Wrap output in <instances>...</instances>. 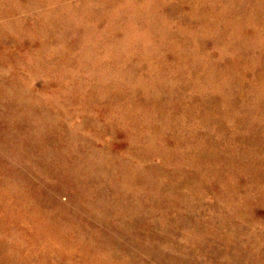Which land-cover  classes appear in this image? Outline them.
Returning a JSON list of instances; mask_svg holds the SVG:
<instances>
[{
    "label": "rangeland",
    "instance_id": "rangeland-1",
    "mask_svg": "<svg viewBox=\"0 0 264 264\" xmlns=\"http://www.w3.org/2000/svg\"><path fill=\"white\" fill-rule=\"evenodd\" d=\"M261 27L264 0H0V264H264Z\"/></svg>",
    "mask_w": 264,
    "mask_h": 264
},
{
    "label": "bare ground",
    "instance_id": "bare-ground-1",
    "mask_svg": "<svg viewBox=\"0 0 264 264\" xmlns=\"http://www.w3.org/2000/svg\"><path fill=\"white\" fill-rule=\"evenodd\" d=\"M225 1H226V0H225ZM226 6H227V5H225V7H226ZM216 9H218V8H216ZM213 10H214V9H213ZM216 11H217V10H216ZM220 11H222V10H220ZM261 11H262V10H261ZM222 12H223V11H222ZM222 12H220V13H222ZM224 14H225V13H224ZM261 29L264 30L262 27H261ZM122 49H123V48H122ZM111 50H112V48H111ZM119 50H120V49H119ZM116 51H117V50H116ZM120 52H121V51H120ZM120 52H119V53H120ZM122 52H123V51H122ZM113 53H114V51H113L111 54H113ZM38 58H39V56H38ZM40 58H41V57H40ZM35 59H36V58H35ZM32 60H33V59H32ZM36 60H38V59H36ZM38 61H39V60H38ZM38 61H36V63H37ZM42 61H43V59H42ZM31 62H32V61H31ZM40 62H41V61H40ZM116 62H117V61H116ZM111 63H115V61H114V62H111ZM113 65H114V64H113ZM76 80H77V79H76ZM69 81H70V80H69ZM78 81H79V80H78ZM80 81H81V80H80ZM60 87H61V85H60ZM61 88H62V87H61ZM71 91H72V90H71ZM81 94H83V93H81ZM84 94H85V93H84ZM84 94H83V96H84ZM69 95H70V94H69ZM128 115H129V114H128ZM22 118H23V117H22ZM148 118H149V117H148ZM13 120H14V119H13ZM149 121H150V120H149ZM19 123H20V122H19ZM149 123H150V122H149ZM146 124H147V123H146ZM129 125L131 126V124H129ZM26 126H27V125H26ZM24 127H25V126H24ZM109 163H110V162H109ZM115 164H116V163H115ZM117 166H118V165H117ZM112 167H113V166H112ZM112 167H111V168H112ZM80 176H81V175H80ZM16 188H17V187H16ZM14 189H15V188H14ZM86 189H87V187H86ZM13 191H14V190H13ZM6 192H7V191H6V189H5V192H3V193L5 194ZM8 192H10V191H8ZM19 192H20V191H19ZM3 193H2V194H3ZM15 193H16V192H15ZM15 193H14V194H15ZM2 194H0V196H2ZM35 195H36V194H35ZM9 196H12V195H9ZM2 198H3V196H2ZM4 198H5V197H4ZM10 198H11V197H10ZM13 198H14V197H13ZM13 198H12V199H13ZM23 199H24V198H23ZM37 199H38V198H37ZM42 199L44 200V199H46V198H42ZM42 199H41V200H42ZM46 200H47V199H46ZM19 201H21V200H18L17 202H19ZM48 201H49V199H48ZM0 202H1V201H0ZM11 202H12V201H11ZM4 203H5V201H4ZM8 204H9V203H8ZM42 204H45V203H42ZM54 204L56 205V203H54ZM45 205H46V204H45ZM59 205H60V204H59ZM62 205H63V204H62ZM62 205H61V206H62ZM47 206H48V205H47ZM56 206H58V204H57ZM64 206H65V205H64ZM29 207H30V206H29ZM3 208L5 209V207H3ZM16 208H17V207H16ZM24 208H27V207L25 206ZM51 208H52V207H51ZM58 208H59V207H58ZM63 208H64V207H63ZM18 209H19V208H18ZM56 209H57V207H56ZM61 209H62V208H61ZM65 209H66V207H65ZM19 211H20V210H19ZM51 211H52V209H51ZM12 212H13V211H12ZM56 212H57V211H56ZM56 212H55V213H56ZM52 213H54V212H52ZM58 213H59V212H58ZM68 213H69V212H68ZM72 213H74V212H72ZM11 214H13V213H11ZM11 214H10V216H11ZM19 214H21V213H18V215H19ZM60 214H61V213H59V215H60ZM62 214H63V213H62ZM66 214H67V213H66ZM74 214H75V213H74ZM74 214H73V217H74ZM68 215H69V214H68ZM15 216H16V215H15ZM63 216H64V215H63ZM63 216H62V217H63ZM71 216H72V215H71ZM67 219H68V217H67ZM67 219H66V220H67ZM60 220H61V219H60ZM25 221H26V220H25ZM16 222H17V221L15 220V224H16ZM21 222H22V221H21ZM22 223H23V222H22ZM22 223H21V224H22ZM23 224H24V223H23ZM26 224L28 225V223H26ZM58 226H59V225H58ZM27 229H28V228H27ZM28 230H29V229H28ZM55 231H56V230H55ZM20 232H21V231H20ZM16 233H17V232H16ZM31 233H32V232H31ZM52 234H53V233H52ZM66 235H67V232H66ZM78 235H79V234H78ZM63 236H64V235H63ZM63 236H62V237H63ZM98 239H99V238H98ZM72 240H73V239H72ZM74 240H75V239H74ZM100 240H101V239H100ZM76 241H77V240H76ZM58 242H59V241H58ZM73 242H75V241H73ZM97 242H100V241L97 240ZM105 242H106V241H105ZM51 243H53V241H51ZM56 243H57V242H56ZM77 243H78V245H79V242H77ZM77 243H76V244H77ZM100 244H101V243H100ZM38 245H39V244H38ZM41 245H42V244H41ZM43 245H44V244H43ZM43 245H42V248H43ZM47 245H48V244H45V246H47ZM98 245H99V244H98ZM98 245H97V246H98ZM101 245H102V244H101ZM101 245H100V246H101ZM104 245H105V244H104ZM104 245H103V246H104ZM4 246H5V245H4ZM53 246H54V245H53ZM85 246H86V245H85ZM100 246H99V247H100ZM106 246H107V245H106ZM248 246H249V245H248ZM47 247H49V246H47ZM60 247H62V245H61ZM60 247H59V248H60ZM101 247H102V246H101ZM50 248H51V247H50ZM50 248H49V249H50ZM62 248H64V247H62ZM89 248H90V247H89ZM35 249H36V247H35ZM45 249H46V248H45ZM47 249H48V248H47ZM49 249H48V250H49ZM54 249H55V248H54ZM93 249L95 250V247H94V246H93ZM97 249H98V248H97ZM102 249H103V248H102ZM51 250H52V248H51ZM57 250H58V249H57ZM69 250H70V248H69ZM69 250H68V251H69ZM75 250H76V248H75ZM75 250H74V252H76ZM82 250H83V249H82ZM24 251H25V250H24ZM37 251H38V250H37ZM53 251H54V250H53ZM58 251H59V250H58ZM58 251H56V252H58ZM92 251H93V250H92ZM96 251H98V250H96ZM12 252H13V251H12ZM12 252H11V253H12ZM16 252H17V251H16ZM38 252H39V251H38ZM40 252H41V250H40ZM69 252H71V250H70ZM83 252H85V250H84ZM86 252H87V251H86ZM86 252H85V253H86ZM93 252H94V251H93ZM25 253H26V252H25ZM35 253H36V251H35ZM42 253H43V252H42ZM49 253H50V252H49ZM51 253H52V252H51ZM54 253H55V252H54ZM80 253H81V252H80ZM56 254H57V253H56ZM53 256H54V255H52V257H53ZM68 256H69V255H68ZM102 256H103V255H102ZM108 256H109V255H108ZM87 257H88V256H87ZM118 257H119V256H118ZM80 258H81V257H80ZM96 258H97L98 260L100 259L99 256H98V257L96 256ZM106 258H107V257H106ZM110 258H111V257L109 256V259H110ZM81 259H82V258H81ZM84 259H85V257H84ZM112 259H113V257H112ZM114 259H115V258H114ZM78 260H79V259H78ZM78 260H77V261H78ZM91 260H92V259H91ZM110 260H111V259H110ZM116 260H117V259H116ZM116 260H115V261H116ZM119 260H120V259H118V261H119ZM82 261H83V259H82ZM118 261H117V262H118ZM78 262H79V261H78ZM117 262H115L114 264H118ZM76 263H77V262H76ZM81 263H84V261L81 262ZM81 263H80V264H81ZM98 263H99V262H98ZM120 263H121V261H120ZM90 264H91V263H90ZM111 264H112V263H111Z\"/></svg>",
    "mask_w": 264,
    "mask_h": 264
}]
</instances>
